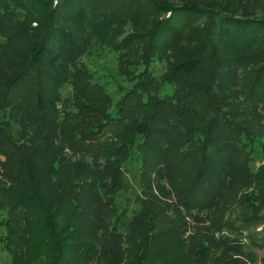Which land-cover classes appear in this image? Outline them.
Segmentation results:
<instances>
[{
    "label": "trees",
    "instance_id": "1",
    "mask_svg": "<svg viewBox=\"0 0 264 264\" xmlns=\"http://www.w3.org/2000/svg\"><path fill=\"white\" fill-rule=\"evenodd\" d=\"M199 21L207 27L185 30ZM130 23L149 39L145 69L115 108L94 113L104 88L81 59L99 42L123 61L136 45L124 36ZM82 105L96 117L88 130L73 110ZM259 154L264 0H0V190L20 211V260L50 227L39 225L40 213L51 223L69 204L91 241L63 243L64 232L83 228L69 221L54 233L52 224L45 235L55 264H70L66 245L87 263L142 264L157 210L174 217L181 264H264ZM135 159L142 190L129 217L117 198Z\"/></svg>",
    "mask_w": 264,
    "mask_h": 264
},
{
    "label": "rangeland",
    "instance_id": "2",
    "mask_svg": "<svg viewBox=\"0 0 264 264\" xmlns=\"http://www.w3.org/2000/svg\"><path fill=\"white\" fill-rule=\"evenodd\" d=\"M137 8H133L132 11ZM157 18L152 17L148 20L149 25L157 22ZM140 25V24H139ZM137 25L133 27L132 24H126L124 27V36L134 35L136 39L135 47L131 49L130 53L125 55V59L122 61L118 52L110 50L108 47L104 46L102 43H97L86 56L81 59V66L88 70L92 78L101 84L104 88V92L100 98L95 101V104L91 103V106H97L95 112H108L115 108L128 88H132L135 83V78L140 71L145 69L143 64V59L145 57L143 52L146 42H148V37L143 39L138 37L141 33H144V26ZM154 25V24H153ZM198 27L200 29H205L207 27L206 21H199L191 24L190 27L185 30ZM196 28V29H198ZM132 37V36H131ZM132 37V38H134ZM156 44V43H155ZM162 45V43H160ZM159 47V45L156 44ZM149 52V51H148ZM148 54V53H147ZM151 70L156 73V75H162L165 70V65L159 59L156 52H152L150 56ZM148 60V59H146ZM125 63L136 64L135 72H132L128 65ZM83 82L77 83V86L82 85ZM27 84V81L24 82ZM23 84V85H24ZM32 87L28 88L32 90ZM26 89V87H24ZM72 86H67L65 88V93L68 94L73 92ZM30 92V90H28ZM32 95V93H31ZM94 97V94L90 95ZM91 102V101H88ZM83 109L77 106L73 107L74 112H79L81 114V119H84V125L82 128L88 130L90 126L96 120L93 114L88 113L91 109L88 105H82ZM92 112V111H91ZM89 119L86 120V118ZM71 136L73 133H68ZM264 163V158L261 154L256 155V160L253 163V169L256 170L259 166ZM125 179L127 182V187L119 194L117 198L118 213L125 216H133L140 209L137 198L141 196V178H140V165L137 159L128 161L126 167ZM20 211L17 207L12 204L10 198L3 194L0 190V264H55L56 257L58 256L57 249L52 246V240L46 238L47 229H53L54 233H59L63 228H67V224L71 221L73 228L75 225L83 228V232H80L77 237H75L74 229H69L63 233L64 240L70 244L72 242L86 243L91 241V239L85 236V225L82 218L77 215V211L72 209L69 204L64 205L59 216L49 223L45 218L43 213L39 215V225L44 224L49 225L47 229L42 227L39 229V238L37 241V247L30 255L29 258L25 260H20V255L16 257L14 254L19 251L20 243L18 242V226L20 223L19 219ZM155 216L157 219L153 222L156 225L155 232L153 234H164V237L160 238L155 235L156 239L148 246L146 252L140 257L142 264H181L183 251L180 248L179 238L180 233L175 229L176 222L171 213L166 211L161 212L157 210ZM53 222V223H52ZM56 231V232H55ZM74 231V232H72ZM82 233V234H81ZM41 237L43 239H41ZM17 246L14 248V246ZM68 245H66V249ZM65 256L66 260H70V264H91L87 263L77 257L73 252L68 251ZM260 255V254H259ZM15 257L17 260L15 261ZM65 258V257H64Z\"/></svg>",
    "mask_w": 264,
    "mask_h": 264
}]
</instances>
